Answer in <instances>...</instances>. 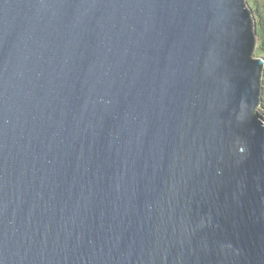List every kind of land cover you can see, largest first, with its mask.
Segmentation results:
<instances>
[{"label":"water","instance_id":"1","mask_svg":"<svg viewBox=\"0 0 264 264\" xmlns=\"http://www.w3.org/2000/svg\"><path fill=\"white\" fill-rule=\"evenodd\" d=\"M247 0H0V264H264V59Z\"/></svg>","mask_w":264,"mask_h":264},{"label":"trees","instance_id":"2","mask_svg":"<svg viewBox=\"0 0 264 264\" xmlns=\"http://www.w3.org/2000/svg\"><path fill=\"white\" fill-rule=\"evenodd\" d=\"M252 9L257 34V47L255 56L264 59V0H247ZM263 88H262V103L264 105V74H263Z\"/></svg>","mask_w":264,"mask_h":264},{"label":"rangeland","instance_id":"3","mask_svg":"<svg viewBox=\"0 0 264 264\" xmlns=\"http://www.w3.org/2000/svg\"><path fill=\"white\" fill-rule=\"evenodd\" d=\"M256 52V51H255ZM257 113L261 116H264V105L261 104L259 108L257 109Z\"/></svg>","mask_w":264,"mask_h":264}]
</instances>
